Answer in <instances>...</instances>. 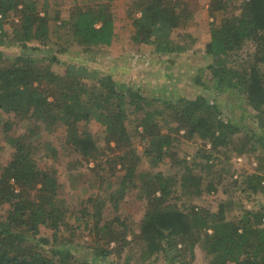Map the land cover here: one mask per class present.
Listing matches in <instances>:
<instances>
[{"label":"trees","instance_id":"16d2710c","mask_svg":"<svg viewBox=\"0 0 264 264\" xmlns=\"http://www.w3.org/2000/svg\"><path fill=\"white\" fill-rule=\"evenodd\" d=\"M115 1L82 0L84 5L74 4L69 9H62L59 3L54 20L62 24L55 38L48 1L38 7L32 0H0V47L18 49L8 56L0 48V110L14 115L3 123L12 153L10 160L4 159L0 145V205L9 206L7 216L0 218V264H70L73 259L80 264H104L114 249L100 245L99 239L107 245L114 243L118 254L129 246V217L120 220L114 213L112 218H105L104 203L98 204L97 199L85 200L93 206H84L80 212L59 202L61 185L57 172L39 165L38 152L45 146L49 151L45 158H58L49 139L62 127L67 146L82 157L67 164L72 180L80 177L85 160L98 161L100 139L108 147L115 143L116 149L121 150L119 159L124 162L125 174L117 191L119 197L110 199L114 212L127 192L138 190L140 197L149 199L150 209L144 214L140 233L134 234L135 240L144 242L143 262L156 255L155 261L163 256L166 264H194L199 250L208 264H264V204L259 199V194L264 195V0H243L232 15L226 11L229 0H210V15L221 19L205 25L211 37L204 53L213 62L208 66L210 78L203 82L199 76L196 81L208 93L215 90L217 99L225 96L221 98L223 106L232 116L241 120L249 117L250 124L244 126L248 131L245 143L237 145L236 151L240 156L247 154L261 161L255 172L232 185L261 209L236 210L237 202L233 201L231 208L222 203L217 214L199 212L193 203H172L169 196L173 185L178 186L177 180L161 173L139 174V147L133 143L136 138L147 144L145 156L153 168L176 155L173 150L179 144L175 143L181 140L162 132L158 119H164L176 120L171 133L185 130L186 138L210 144L214 152L234 145L237 133L244 127L220 110L212 94L193 99L180 97L175 104L166 103L111 75L98 76L69 62L72 46L87 52L114 46L118 39L112 10ZM127 1L135 6L128 12L134 27L131 42L135 45H151L154 52L165 55H180L192 48L195 38L188 25L194 14L187 12L186 3ZM67 33L71 37L63 44ZM52 39L53 48L49 47ZM178 40H185V45ZM248 46L253 47L252 52L241 58L239 53ZM232 54L238 66L229 59ZM53 65L65 66V74L55 72ZM243 100L248 116L240 109ZM94 119L104 127V138L90 130ZM17 126L26 133L10 137ZM211 150L200 152L210 159L208 153L214 154ZM181 162L185 165L182 176L186 177L181 189L184 194L200 196L201 184L194 174V163ZM99 167L102 165L98 163L92 170ZM223 168L228 174V167ZM83 178L81 174L80 180ZM229 209L234 220L226 217ZM41 226L51 229L54 237L40 236ZM61 229L87 231L97 238L96 244L74 248L70 238L60 240L56 233Z\"/></svg>","mask_w":264,"mask_h":264},{"label":"rangeland","instance_id":"374dc122","mask_svg":"<svg viewBox=\"0 0 264 264\" xmlns=\"http://www.w3.org/2000/svg\"><path fill=\"white\" fill-rule=\"evenodd\" d=\"M37 3L38 7H41L46 1L49 3V12L52 18H50L51 31L55 38L58 37L60 32L61 21H55L56 6L61 3L62 9L73 8L74 4L84 5L82 0H32ZM92 0H88L90 2ZM106 0H93V3H98ZM186 3L187 12L194 14V20L188 25V29L193 33L194 42L193 46L187 52L176 55H165L161 52H154V46L151 45H135L131 42V37L134 33V27L132 26L131 20L128 18V12L131 8L135 7L134 4L127 0H117L113 3L112 10L116 15L117 24V41L112 48L101 50L99 52H87L83 48L72 46L71 57L69 60L70 64L73 63L77 66H84L87 70L95 72L98 76L111 75L118 82L129 85L135 89H142L145 94L165 100L166 103L175 104V102L180 97H187L188 99H193L199 95L212 96L214 101L220 106V110L226 113L228 117H231L239 123L242 127L250 124L249 117L246 120H241L232 116L227 107L223 106L221 98L225 96H217L215 90L208 93L200 85L197 84L196 78L199 76L203 77V82L210 78V70L208 66L213 62L212 58L204 53L205 45L210 41V32L205 25L208 22L220 21L221 17L216 15L212 17L210 15V0H181ZM243 0H229L227 2L228 7L226 11L230 12V15L238 12V8ZM89 3V4H93ZM60 8V9H61ZM185 9V10H186ZM44 15V12L41 13ZM138 16L140 14H137ZM10 28V26H9ZM189 35V34H188ZM71 37L70 33L63 35L62 42L66 43L67 39ZM178 43L185 45L186 41L178 40ZM51 48L55 47L53 44V39L49 44ZM66 46V45H65ZM5 51L6 55L11 56L18 51V49L10 47H0ZM253 47L248 46L244 48L239 56L241 58L248 57L249 52H252ZM253 56V54H251ZM229 59L233 61L234 66L237 65L235 54L229 55ZM55 72L59 74H65L66 67L62 65H53ZM90 79L86 77V80ZM209 97V98H213ZM246 103L243 100L240 109L245 112ZM225 114V115H226ZM246 116L247 111L245 112ZM226 117V116H224ZM8 118H14L13 114H5L0 110V145L4 148L1 153L4 159H11V150L8 143V137L3 133V123H5ZM16 120V119H15ZM95 120V119H94ZM162 132L164 134H171L173 137H177L181 140L174 149L173 152L176 155H171L158 167H154L151 164L150 158L145 156L146 143L140 141V139L134 138V145L139 147V158L140 164L138 167V173L144 176L149 173L151 176H155L161 173L164 177L174 178L178 182V186L171 188V195L169 199L171 202L175 203L176 206L181 204L190 205L195 204L196 210L199 212L207 211L213 214L219 212V207L224 203V206L231 208V203L233 201L237 202L236 210L242 208L247 210H258L261 209L259 206L254 205L253 202L246 199V197L240 192L235 191L232 187L234 181H242V178L246 177L248 173L255 172L254 168L261 162L258 157H251L247 154L242 156L238 155L236 148L237 145L244 144V135L248 131L244 127L239 133H237L236 142L229 148L220 149L221 152L211 150L210 144L205 145V143L197 140H189L185 137V130L181 132H172L171 127L173 124L176 125V120H162L158 119ZM241 121V122H240ZM134 130L133 128H130ZM90 130L94 134H100L101 138H104L105 132L104 127L97 120L91 121ZM25 129H21L17 126L10 133V137H18L25 134ZM47 140V139H46ZM49 144L57 150L58 158L54 159L45 158V155L49 153L45 146L40 148L38 152V162L41 167L51 168L57 172V177L61 185L60 193L58 196L59 202L63 205L80 212L85 206L91 209L93 206L92 202H85L89 199H97L98 204L103 201V212L105 218H112L113 214L119 217L120 220L128 218V227L131 235L128 236V241L130 242L121 254H118L116 250V245L112 243L107 245L105 241L99 239L100 245L108 246L109 249H114L112 256L109 258L108 263L104 264H166L163 256H159L158 260L156 255L147 259L143 262L142 260V250L144 247V242L139 240V238L134 239V234L140 233V227L142 224V219L144 214L150 209L149 199L140 197L138 190L127 192L124 199L117 212H114V202L112 203L110 197H119L117 191L121 188V180L125 174L124 162L119 159L121 156V150L116 149L115 143L111 146H107L103 139H100L99 148L96 155L98 156V161L85 160V167H82L80 171L84 175V178L80 180H72L73 176L68 174L67 164L68 162H73L77 158H82L81 156L75 154L65 140V128H60L55 136L49 139ZM200 149L211 150L214 152L213 155L208 153L211 158L208 159L203 156ZM208 152V151H207ZM212 152V153H213ZM218 152V153H216ZM218 156L219 159L216 157ZM181 160H186V162L194 163V174L199 180L200 189L202 194L200 196L187 195L184 194L183 189H181V183L185 181V176H182L184 169V163ZM107 162L109 164H107ZM101 164L102 167L95 168L92 170L96 164ZM228 167V174L224 173V168ZM218 172V173H217ZM230 175V176H229ZM232 176V178H231ZM141 186L143 181H140ZM212 189V191H211ZM156 196H160L159 194ZM259 199L261 204H264V195L259 194ZM166 206V205H165ZM161 206H159L160 208ZM9 206L0 205V218H5L8 214ZM264 211V208H263ZM228 220H234L236 217L229 211L226 213ZM211 233V231H209ZM40 236L52 239L54 237V232L46 227L41 226L39 228ZM58 237L70 238L73 242L74 248L89 247L96 244L97 238L94 235L89 234L87 231L82 232L77 230H68V232L60 230L56 233ZM60 240H62L60 238ZM101 240V241H100ZM83 249V248H82ZM85 250V249H83ZM159 258H162L159 260ZM128 261V262H127ZM70 264H80L78 259H73ZM194 264H208V259L199 250H196V259Z\"/></svg>","mask_w":264,"mask_h":264}]
</instances>
